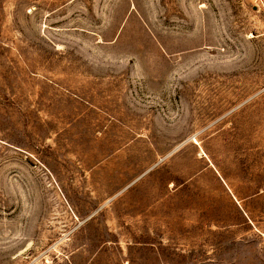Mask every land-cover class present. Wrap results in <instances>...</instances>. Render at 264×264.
I'll use <instances>...</instances> for the list:
<instances>
[{
    "label": "rangeland",
    "instance_id": "374dc122",
    "mask_svg": "<svg viewBox=\"0 0 264 264\" xmlns=\"http://www.w3.org/2000/svg\"><path fill=\"white\" fill-rule=\"evenodd\" d=\"M0 264H264V0H0Z\"/></svg>",
    "mask_w": 264,
    "mask_h": 264
}]
</instances>
